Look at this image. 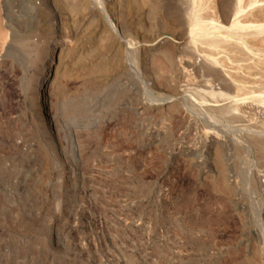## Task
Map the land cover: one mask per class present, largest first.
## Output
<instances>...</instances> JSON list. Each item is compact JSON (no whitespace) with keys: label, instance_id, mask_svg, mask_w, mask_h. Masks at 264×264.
Segmentation results:
<instances>
[{"label":"rangeland","instance_id":"374dc122","mask_svg":"<svg viewBox=\"0 0 264 264\" xmlns=\"http://www.w3.org/2000/svg\"><path fill=\"white\" fill-rule=\"evenodd\" d=\"M9 1L14 21L35 16L39 29L46 16L44 34L59 35L57 2ZM126 1L139 25L158 19L150 0ZM176 3L165 16L214 33L194 2ZM81 9L84 41L60 71L52 127L30 116L19 79L1 80L0 264H264V122L162 105L174 97L167 55L108 42L97 31L108 14ZM208 127L227 145H199Z\"/></svg>","mask_w":264,"mask_h":264},{"label":"bare ground","instance_id":"6f19581e","mask_svg":"<svg viewBox=\"0 0 264 264\" xmlns=\"http://www.w3.org/2000/svg\"><path fill=\"white\" fill-rule=\"evenodd\" d=\"M42 1L33 0L35 9L40 12L44 7ZM53 1L57 2L60 19L55 26L59 35L51 40L44 34L46 16L38 17L39 29H36L33 27L35 16L26 15L22 17L24 20L14 21L10 1L0 0V85L4 84L1 81L4 74L20 80L19 89L31 117H39L41 122L49 120L50 127L53 126L60 71L64 64L76 57L84 41L81 8L96 2L108 14V25L98 23L97 26V31L104 34L108 42L126 49L159 51L167 55L158 64L168 65L175 71L174 97H169L162 105L183 100L190 103V111L199 114L227 109L245 124V128L256 123L251 117L264 122V79L255 76L258 68L259 72L264 71V0H150L148 6L159 16L149 26L137 23L126 0H118V11L111 8L116 0ZM190 1L196 4L198 14L206 13L213 34H206L201 18H195L192 25L180 15L165 16L176 2L186 4ZM147 29H157V33L147 35ZM188 92H193V96L189 97ZM196 141L205 146L227 145L218 130L209 127L199 130ZM224 182L220 178L218 187L223 189Z\"/></svg>","mask_w":264,"mask_h":264}]
</instances>
